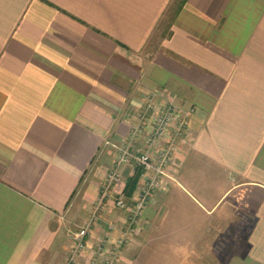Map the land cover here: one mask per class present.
Wrapping results in <instances>:
<instances>
[{"label":"crops","instance_id":"crops-1","mask_svg":"<svg viewBox=\"0 0 264 264\" xmlns=\"http://www.w3.org/2000/svg\"><path fill=\"white\" fill-rule=\"evenodd\" d=\"M150 95L193 112L130 229L141 168L108 191L125 209L98 194L117 146L171 141L132 136ZM101 247L264 264V0H0V264H104Z\"/></svg>","mask_w":264,"mask_h":264},{"label":"built area","instance_id":"built-area-1","mask_svg":"<svg viewBox=\"0 0 264 264\" xmlns=\"http://www.w3.org/2000/svg\"><path fill=\"white\" fill-rule=\"evenodd\" d=\"M146 100L142 112L139 115L140 123L134 128L132 136L145 134L146 145L149 147L159 144L161 139L165 137L171 139V141L167 147L159 150L155 158L151 157L148 149L144 153L136 154L132 152L129 143H123L117 146L115 162L106 175V184L103 186V194L99 197V201H102L103 198L107 197L106 195L109 188L120 182L121 170L124 166L133 163L144 171L142 175L145 179V183H143L142 187L139 189L129 214L130 229L139 221L151 192L159 186L160 178L165 175L164 168L171 161V154L175 150L173 141L176 136L181 133V130L186 127V116L193 112V110H190V112H186L183 117L176 106L170 102L165 103L162 108L156 109L155 103H153V95L147 96ZM149 121L151 122L150 129H148ZM172 127L174 131L171 133ZM115 202L116 205L122 209L128 206L123 193L115 197ZM87 229L88 225H84L71 233L74 249L77 252L83 251L87 247ZM123 242L124 241L119 240L118 243L120 245ZM99 250V256H103L104 253L106 255L109 253L108 256H103L105 260L104 264H114L116 257L114 253L117 254V249H112L113 251L105 250L104 252V248L101 247Z\"/></svg>","mask_w":264,"mask_h":264},{"label":"rangeland","instance_id":"rangeland-1","mask_svg":"<svg viewBox=\"0 0 264 264\" xmlns=\"http://www.w3.org/2000/svg\"><path fill=\"white\" fill-rule=\"evenodd\" d=\"M121 145V144H120ZM114 164V163H113ZM139 171L141 172V179H142V181H141V183L143 184V183H145V179L143 178V175L142 174H144V171L142 170V169H139ZM106 184V181H105V183H104V185ZM103 185V186H104ZM103 186H102V188H101V191H99V196H102V194H103ZM109 190H111V187L109 188ZM98 196V197H99ZM107 197H105L104 199H103V201H105V200H107V199H110V198H112V199H114V204L116 203L115 202V197H112L113 195L111 194V193H107V195H106ZM127 201V200H126ZM116 205V204H115ZM117 206V205H116ZM98 208H99V206H98ZM100 210V209H99ZM79 228H81V225L79 226ZM78 228V226H76L75 227V230H77V229H79ZM113 251V250H112ZM117 257H118V254H116V253H114ZM99 256V255H98ZM101 256V255H100ZM101 257H103V256H101ZM117 258L115 257V262H114V264H116L117 263Z\"/></svg>","mask_w":264,"mask_h":264},{"label":"trees","instance_id":"trees-1","mask_svg":"<svg viewBox=\"0 0 264 264\" xmlns=\"http://www.w3.org/2000/svg\"><path fill=\"white\" fill-rule=\"evenodd\" d=\"M137 181H138V177H136V178H134V179H131V180L129 181L128 187L132 188L133 186L136 185ZM131 186H132V187H131Z\"/></svg>","mask_w":264,"mask_h":264}]
</instances>
